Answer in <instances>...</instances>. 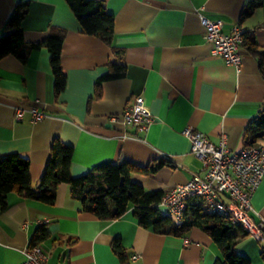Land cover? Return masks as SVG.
I'll list each match as a JSON object with an SVG mask.
<instances>
[{
  "label": "crops",
  "instance_id": "obj_1",
  "mask_svg": "<svg viewBox=\"0 0 264 264\" xmlns=\"http://www.w3.org/2000/svg\"><path fill=\"white\" fill-rule=\"evenodd\" d=\"M26 1L27 41H43L53 28L65 30L61 62L67 75L65 89L57 94L46 47L32 49L24 61L13 54L0 59V157L28 156L34 187L56 137L74 148L73 176L103 162L146 167L165 161L156 171L133 175L146 189L164 191L204 174L182 133L186 126L204 132L214 144L225 136L234 151L245 147L246 129L264 105L259 60L244 44L240 71L214 55L200 14L221 19L226 33L239 23L245 40L264 49V0L243 20L252 0H102L115 17L112 46L83 32L67 0H0V36L15 6ZM116 61L126 64V75L99 83ZM138 95L155 117L145 134H136L142 140L124 136L135 133L132 126L108 119ZM36 100L44 118L33 121L30 113L15 118L17 106ZM257 145H264V138ZM253 194L251 214L264 223V178ZM133 211L117 219L97 218L83 210L67 183L59 185L54 204L11 192L7 207L0 206V264L24 261L41 225L49 231L38 242L48 264H123L112 250L115 238H120L129 264H215L223 258L200 228L184 236L161 234L138 224ZM235 248L251 264H264L263 240L239 233ZM134 254L140 255L136 261Z\"/></svg>",
  "mask_w": 264,
  "mask_h": 264
},
{
  "label": "trees",
  "instance_id": "obj_2",
  "mask_svg": "<svg viewBox=\"0 0 264 264\" xmlns=\"http://www.w3.org/2000/svg\"><path fill=\"white\" fill-rule=\"evenodd\" d=\"M75 13L85 34L101 36L109 45H113L115 17L107 10L102 0H67ZM243 10L241 20L250 16L261 0H252ZM29 10V1L19 2L6 22L0 36V59L13 54L26 60L32 49L46 47L50 52V63L55 77V92L61 93L67 84V75L63 69L61 56L65 30L53 28L49 36L40 42L25 39L23 20ZM244 45L259 60V70L264 79V49L256 42L244 40ZM127 66L123 62H111L109 70L99 78L103 80L121 78L126 75ZM264 138V105L246 129L245 146H255ZM51 155L46 163L43 177L37 187L33 186L28 156L12 153L0 157V206L7 207V198L11 192H19L28 198L54 204L60 184L67 183L72 194L81 201L84 211L100 219H117L129 209H134L138 224L161 234L184 236L193 228H200L217 244L223 254L215 264H251L246 256L238 253L235 246L239 233L248 235L240 226L220 212L210 210L197 198L189 201L184 218L175 222L172 216L159 208L166 191L148 190L134 180L136 173L146 174L156 171L165 161L153 165L141 166L130 161L120 163L103 162L80 176L71 173L74 148L55 138L51 144ZM47 227H38L31 246L38 245L49 237ZM115 254L123 264L129 259L120 238L113 241Z\"/></svg>",
  "mask_w": 264,
  "mask_h": 264
},
{
  "label": "built area",
  "instance_id": "obj_3",
  "mask_svg": "<svg viewBox=\"0 0 264 264\" xmlns=\"http://www.w3.org/2000/svg\"><path fill=\"white\" fill-rule=\"evenodd\" d=\"M200 19L206 30V38L212 44V53L240 71L244 28L238 23L231 32L226 33L221 19L213 20L202 14ZM41 107L39 100L30 106L19 105L15 108V118L22 120L30 113L31 119L38 121L47 115ZM123 110L121 114L111 115L108 119L132 126L135 133L124 136L142 140L136 134H145L155 122L144 96L134 97ZM182 133L190 142L191 153L201 161L204 174H195L185 183L172 185L159 203L160 210L180 222L189 201L200 198L210 210L226 215L249 235L264 241V223H258L251 214L254 211L253 193L264 178V145L245 146L234 151L226 144L225 136L214 144L204 132L193 126H186ZM24 254V261L18 264H48L49 257L39 245L26 248ZM139 258V254L132 256L133 261Z\"/></svg>",
  "mask_w": 264,
  "mask_h": 264
},
{
  "label": "water",
  "instance_id": "obj_4",
  "mask_svg": "<svg viewBox=\"0 0 264 264\" xmlns=\"http://www.w3.org/2000/svg\"><path fill=\"white\" fill-rule=\"evenodd\" d=\"M264 231V230H263Z\"/></svg>",
  "mask_w": 264,
  "mask_h": 264
}]
</instances>
